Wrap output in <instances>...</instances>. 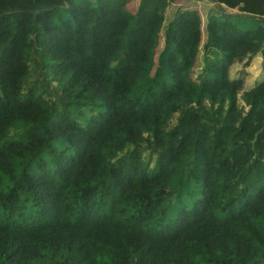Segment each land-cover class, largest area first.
<instances>
[{
	"label": "trees",
	"instance_id": "obj_1",
	"mask_svg": "<svg viewBox=\"0 0 264 264\" xmlns=\"http://www.w3.org/2000/svg\"><path fill=\"white\" fill-rule=\"evenodd\" d=\"M127 2L0 0V264H264V0L211 64L184 10L156 88L175 0Z\"/></svg>",
	"mask_w": 264,
	"mask_h": 264
},
{
	"label": "rangeland",
	"instance_id": "obj_2",
	"mask_svg": "<svg viewBox=\"0 0 264 264\" xmlns=\"http://www.w3.org/2000/svg\"><path fill=\"white\" fill-rule=\"evenodd\" d=\"M138 1L139 0H128L125 8L129 13H135ZM212 1L214 2L213 4L211 0H175V2L166 9L164 23L160 33L159 46L155 56V66L153 70V75L155 76L154 88L157 87L156 82L158 81V74L161 70L163 60L171 47L169 43V34L177 23L180 14L188 8L196 9L202 16V42L206 44V52L204 55L208 60V64L215 61H224V54L222 50L214 44L212 38L206 33L208 20L212 17V10H216L219 5L226 13L239 14L238 10L240 4L238 0H227V2H224L225 0ZM249 14L253 15V12L251 11ZM239 22L245 24V26L250 29H253L256 26V22L248 20V18H241ZM202 56L203 51H200V57L198 59L199 66H201ZM262 66V60L260 57H256L252 60L250 67L245 70L242 77L244 81L243 90L251 89L264 77V70Z\"/></svg>",
	"mask_w": 264,
	"mask_h": 264
},
{
	"label": "water",
	"instance_id": "obj_3",
	"mask_svg": "<svg viewBox=\"0 0 264 264\" xmlns=\"http://www.w3.org/2000/svg\"><path fill=\"white\" fill-rule=\"evenodd\" d=\"M239 15H244V14H239ZM253 17V16H252ZM255 18H259V17H256V16H254ZM259 19H263L264 20V18H259Z\"/></svg>",
	"mask_w": 264,
	"mask_h": 264
}]
</instances>
